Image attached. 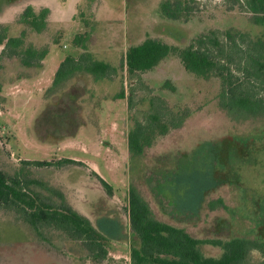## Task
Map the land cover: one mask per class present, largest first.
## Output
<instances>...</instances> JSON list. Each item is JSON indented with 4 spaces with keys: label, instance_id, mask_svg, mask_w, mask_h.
Returning <instances> with one entry per match:
<instances>
[{
    "label": "rangeland",
    "instance_id": "1",
    "mask_svg": "<svg viewBox=\"0 0 264 264\" xmlns=\"http://www.w3.org/2000/svg\"><path fill=\"white\" fill-rule=\"evenodd\" d=\"M4 1L0 0V12ZM159 1L110 0L115 6L111 14L104 0H64L63 12L55 15L61 23L49 25L40 35L19 21V5H10L4 10L11 14L7 34L18 35L24 28L27 46H54L60 59L78 55L82 48L72 43L73 36L93 28L88 51L117 68L128 48L146 38L180 50L194 36L212 29L233 28L264 37V24L253 23L248 12L227 11L222 0H196L199 10L185 20L161 15ZM72 6L73 16L67 9ZM5 61L0 60V79L7 93L0 98V170L40 181L41 186L30 188L43 196H49L47 189L62 192L66 202L106 237L109 256L99 263L130 264V249L138 246L128 222L130 186L145 199L156 220L183 228L193 237L264 242V116L227 114L217 104V79L187 72L174 52L137 81L126 79L120 69L113 79L76 73L57 89H36V101L24 106L22 91L6 85L22 74L21 65L16 58L3 65ZM149 91L187 116L180 127L157 136L141 155L132 156L125 149L132 114L139 117L137 111L147 110ZM84 117L90 122L85 123ZM67 157L83 165L55 166ZM23 160L50 161L54 166L26 165ZM91 170L110 184L112 195L106 194ZM210 202L213 209L208 208ZM200 250L205 256L221 253L210 244H202ZM252 256L260 259L257 251ZM74 261L99 264L78 241L54 228L34 231L14 210L0 205V264Z\"/></svg>",
    "mask_w": 264,
    "mask_h": 264
},
{
    "label": "trees",
    "instance_id": "2",
    "mask_svg": "<svg viewBox=\"0 0 264 264\" xmlns=\"http://www.w3.org/2000/svg\"><path fill=\"white\" fill-rule=\"evenodd\" d=\"M222 2L227 11L238 9L248 12L253 23L264 24V0ZM158 7L161 15L171 20L188 19L199 10L196 0H160ZM40 11L37 13L31 6H26L19 14V21L40 32L46 27L49 10L41 8ZM25 36L26 32L22 31L18 36L7 37L6 26L0 24V45H3L0 60L16 58L25 68L40 66L47 49L31 43L27 46ZM89 38L90 31L74 36L72 43L80 46L82 51L76 56L68 54L64 57L47 90L59 88L80 72L88 73L94 79H113L120 69L125 72L126 79L137 81L141 73L153 69L175 52L187 72L219 81L217 104L227 114L264 116V37H251L247 32L233 28L212 29L194 36L180 50L158 39L146 38L128 48L118 68L93 57L86 45ZM118 97L124 98L123 89ZM127 99L131 109L132 99L130 96ZM136 113L140 116L132 114L133 125L127 134V150L132 156L141 155L157 136L180 127L187 116V112L171 109L164 98L151 92L147 110ZM22 164L54 166L53 162L38 160H23ZM66 165L83 164L70 158H61L55 164L56 167ZM91 175L99 181L106 194L112 195L108 182L93 170ZM31 184L42 185L35 179L22 178L18 174L9 176L0 170V205L14 210L19 219L34 231L54 228L78 241L93 261L99 263L108 259L106 237L66 202L62 192L47 189L49 196L46 197L31 189ZM127 198L129 227L139 242L138 246L130 249V264H264V242L243 237L199 239L183 228L156 220L148 203L134 186L129 187ZM219 204L223 206L220 200ZM208 208H214L213 202L208 204ZM202 244L219 247L220 255H203L200 250ZM254 251L260 254L259 260L253 259Z\"/></svg>",
    "mask_w": 264,
    "mask_h": 264
},
{
    "label": "crops",
    "instance_id": "3",
    "mask_svg": "<svg viewBox=\"0 0 264 264\" xmlns=\"http://www.w3.org/2000/svg\"><path fill=\"white\" fill-rule=\"evenodd\" d=\"M52 1L55 3L54 5L48 3L47 0H39V1H36V0H10V2H7V0H6L3 2L4 6L2 7L1 12H0V24H3L4 26H6L7 31L9 30V28H10V15L11 14L6 15L5 11L7 9H10V5H15V4L19 5V9L18 10L16 9V14H17V11L23 10L26 6H31L35 11H37V9L47 8L49 10V13H48V16L45 20L46 27L40 32L32 30L33 32L40 35V33H43L49 27V25H51V24L56 25L57 23H61L60 20H55V15L63 12L64 7H65L64 6L65 2H64V0H52ZM104 1H106V5L108 6V7L106 6L107 7L106 9L109 11V13L113 14L112 10H115V6L112 7L110 5V0H104ZM109 6L111 8H109ZM67 9H70L69 13H71L73 16L74 12H75V7L72 6V7L67 8ZM114 12H116V11H114ZM22 24H24V23H22ZM22 31H25V29L23 28L22 30H20L19 34ZM89 31H90V38H91L93 28ZM18 35H15V36H18ZM15 36H9L7 34V37H15ZM73 38H74V36H73ZM73 38H72V40H73ZM31 44H33V43H31ZM2 48H3V45H0V53H1ZM45 48L47 49V53L45 54L44 58L42 59L40 66L26 67L25 68L23 66L19 67V65H20V63H19V65H18V67L20 68L19 71H22V74H20V76H17L15 79H13V81H8L6 83V85H8V87H9V89L17 88L18 90L20 89L22 91L21 92L22 97L27 99V102L24 103V106L33 105V102L36 101L35 99L37 97H33V95L35 96V94L37 93L36 89H41V88L45 89L47 86H50V83L52 81V78H53V75H54L56 69L58 68L60 62L64 59V57L59 59L58 54L56 52V48L54 46H49V47L45 46ZM71 55H73V54H71ZM73 56H76V55H73ZM10 59H14V58H6V61L2 62L3 65H6L7 61ZM33 68H35L36 70H33ZM32 71H35V72H32ZM80 73H85V72H80ZM86 74H88V73H86ZM88 75H90V74H88ZM0 84H1L0 98L2 100V99H4V97H7V93H4V90L6 87L3 84L1 79H0ZM15 91H12L11 93H15ZM14 97H15V95H13V94L10 95V98H14ZM16 97H17V94H16ZM16 99H18V98H16ZM120 99H122V98H120ZM42 101L43 100L40 98L39 102H38V104H40V106H42ZM99 115H100V113H99ZM83 120L85 123L90 122V120L86 117H84ZM77 132L78 131H76V133ZM76 135H78V134H76ZM125 149L127 152V148H125ZM111 152L114 153L113 150ZM105 164L107 166L111 164V161L109 160L108 157L105 160ZM108 219L110 220V217ZM112 219H113V217H112ZM71 264H81V263L74 261V262H71ZM99 264H103V263H99Z\"/></svg>",
    "mask_w": 264,
    "mask_h": 264
}]
</instances>
